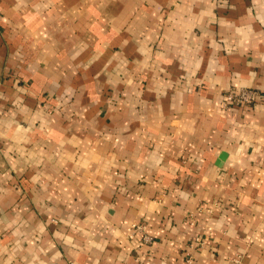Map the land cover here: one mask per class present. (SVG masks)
Returning <instances> with one entry per match:
<instances>
[{
  "label": "crops",
  "instance_id": "0c3cea01",
  "mask_svg": "<svg viewBox=\"0 0 264 264\" xmlns=\"http://www.w3.org/2000/svg\"><path fill=\"white\" fill-rule=\"evenodd\" d=\"M0 264H264V0H0Z\"/></svg>",
  "mask_w": 264,
  "mask_h": 264
},
{
  "label": "built area",
  "instance_id": "2783aa9c",
  "mask_svg": "<svg viewBox=\"0 0 264 264\" xmlns=\"http://www.w3.org/2000/svg\"><path fill=\"white\" fill-rule=\"evenodd\" d=\"M225 100L224 104L225 106H231V105H253L256 103L259 99L263 98V95L255 89H249V88H243L240 90H228L225 92ZM145 240L147 242L152 241L153 239L151 237H146ZM191 260V259H190Z\"/></svg>",
  "mask_w": 264,
  "mask_h": 264
}]
</instances>
